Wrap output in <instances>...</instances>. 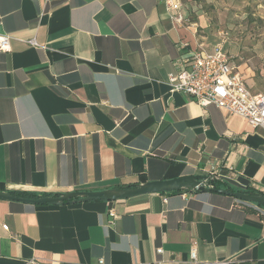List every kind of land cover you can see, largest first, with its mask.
<instances>
[{
  "label": "crops",
  "instance_id": "obj_1",
  "mask_svg": "<svg viewBox=\"0 0 264 264\" xmlns=\"http://www.w3.org/2000/svg\"><path fill=\"white\" fill-rule=\"evenodd\" d=\"M183 14L177 23L167 0H0L11 45L0 51V185L52 196L199 174L208 187L264 188V130L167 83L177 60L219 43L203 15ZM100 260L264 264V207L205 189L0 199V264Z\"/></svg>",
  "mask_w": 264,
  "mask_h": 264
},
{
  "label": "built area",
  "instance_id": "obj_2",
  "mask_svg": "<svg viewBox=\"0 0 264 264\" xmlns=\"http://www.w3.org/2000/svg\"><path fill=\"white\" fill-rule=\"evenodd\" d=\"M167 3L172 18L182 24L185 16L181 0H167ZM31 43L36 45L34 40ZM10 49V36L0 34V51L9 52ZM175 64L177 68L168 74L167 80L172 91L191 96L201 106L213 104L228 114H239L253 128L264 130V91L254 92L249 88L236 56L225 50L224 42L216 44L213 53L196 51L188 58L177 60ZM217 175L211 173L213 179ZM237 184L242 188L251 186L264 194L263 187L251 182L247 184L237 180ZM209 185L207 180L203 183V188ZM3 227L8 229V225ZM162 251V248L158 249V252ZM190 256L192 259L196 258L195 248L192 249ZM100 263L103 264V260H100ZM229 263L225 260L217 264Z\"/></svg>",
  "mask_w": 264,
  "mask_h": 264
},
{
  "label": "rangeland",
  "instance_id": "obj_3",
  "mask_svg": "<svg viewBox=\"0 0 264 264\" xmlns=\"http://www.w3.org/2000/svg\"><path fill=\"white\" fill-rule=\"evenodd\" d=\"M189 19L203 15L206 35L224 42L244 76L254 72V90H264V0H182Z\"/></svg>",
  "mask_w": 264,
  "mask_h": 264
},
{
  "label": "water",
  "instance_id": "obj_4",
  "mask_svg": "<svg viewBox=\"0 0 264 264\" xmlns=\"http://www.w3.org/2000/svg\"><path fill=\"white\" fill-rule=\"evenodd\" d=\"M208 180L206 175H187L180 176L177 178L148 181L142 184H137L130 187L121 188H109L97 191H73L55 194L52 196H39V197H24L15 195L6 190H0V199L20 201L24 203L32 204H62L67 201L69 202H83L88 200H106L114 201L119 199H128L131 197L151 194V193H163L174 190H195L205 189L211 192H219L224 194L232 195L240 200L264 204V194H250L241 191H230L224 188L216 187H204L203 183Z\"/></svg>",
  "mask_w": 264,
  "mask_h": 264
},
{
  "label": "trees",
  "instance_id": "obj_5",
  "mask_svg": "<svg viewBox=\"0 0 264 264\" xmlns=\"http://www.w3.org/2000/svg\"><path fill=\"white\" fill-rule=\"evenodd\" d=\"M227 189L232 190V191H241V192L250 193V194H262L261 192H258L255 188H253L251 186H247L245 188H242V187H237V186L232 187L231 185H229L227 187ZM0 190H5L4 186L0 185ZM175 191H184V190L180 189V190H174L171 192H175ZM13 194L18 195V196H24V197H27V196L28 197H39V195H37V194H33V195H21L18 193L17 194L13 193ZM257 205L264 207V204H257Z\"/></svg>",
  "mask_w": 264,
  "mask_h": 264
}]
</instances>
